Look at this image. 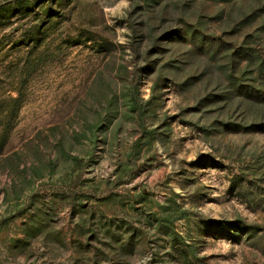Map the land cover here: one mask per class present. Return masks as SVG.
<instances>
[{
  "label": "rangeland",
  "instance_id": "obj_1",
  "mask_svg": "<svg viewBox=\"0 0 264 264\" xmlns=\"http://www.w3.org/2000/svg\"><path fill=\"white\" fill-rule=\"evenodd\" d=\"M0 264H264V0H0Z\"/></svg>",
  "mask_w": 264,
  "mask_h": 264
}]
</instances>
